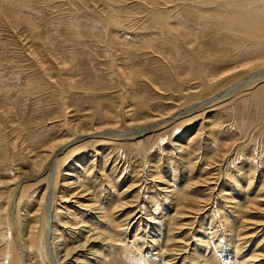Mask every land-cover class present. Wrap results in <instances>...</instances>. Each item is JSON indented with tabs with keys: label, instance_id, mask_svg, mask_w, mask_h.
I'll use <instances>...</instances> for the list:
<instances>
[{
	"label": "rangeland",
	"instance_id": "obj_1",
	"mask_svg": "<svg viewBox=\"0 0 264 264\" xmlns=\"http://www.w3.org/2000/svg\"><path fill=\"white\" fill-rule=\"evenodd\" d=\"M1 1L0 250L9 243L26 263L23 240L40 209L44 259L62 263L67 250H59L54 209L73 208L72 222L98 220L78 208L80 188L62 187L78 186L79 177L94 185L99 206L132 202L113 224L134 214L121 239L136 247L139 264H168L164 250L175 221L191 222V236L218 232L234 243L227 254L211 245L199 252L193 241L175 264H195L197 255L207 264H242L234 245L246 237L238 250L264 264V48L202 23L210 10H235L236 0ZM75 129L104 134L79 139L73 147L84 148L63 159L71 149L60 145ZM143 130L149 133L138 137ZM78 157L83 162L74 169ZM71 170L76 179L65 175ZM28 186L33 203L17 206ZM163 188L173 190L172 199L194 200L196 214L177 221L180 206L168 204ZM149 209H157L156 219L147 225Z\"/></svg>",
	"mask_w": 264,
	"mask_h": 264
},
{
	"label": "bare ground",
	"instance_id": "obj_2",
	"mask_svg": "<svg viewBox=\"0 0 264 264\" xmlns=\"http://www.w3.org/2000/svg\"><path fill=\"white\" fill-rule=\"evenodd\" d=\"M10 1H12V0H10ZM231 1H234V0H231ZM4 2H7V1L5 0ZM236 2H237V8L235 10H228L227 11V8H229V7H227L226 10L225 9L224 10H221V9L210 10L208 15L206 16V18L203 19L202 23L209 24V25L211 24V25H213L215 27H219L221 29L226 28V29H228V31L230 30V31L238 32L239 36L237 37V39L242 40V41H249L250 43H254L259 49L264 48V0H244V1L236 0ZM0 3H2V1ZM7 4H8V2H7ZM211 13L212 14L215 13L216 15H219V17H218L219 19L215 18L216 16L213 17V15ZM205 14H207V13H205ZM233 35H235V34H233ZM255 45H254V47H255ZM228 75H230V74H224L220 78V80H223V78L225 79L226 76H228ZM206 83L209 84V81H206ZM159 126H160L159 124L156 125L157 128ZM154 127L155 126L152 125L149 129H152ZM90 131L85 132V131H80V130L75 129L74 133L72 135H69L67 137V139L62 140L65 143L60 145V147L63 146L64 148L71 149V151H70L71 153H68V154L66 153L67 155L65 157H63V159L67 160L71 157V155L73 156L75 154H79L78 151H80L84 148V146L82 147L81 145L80 146L77 145L76 147H73L74 145H76V143L79 139L85 140L87 138L88 139L89 138H91V139L92 138H98V136L102 137V135L104 134V131H99L96 129L93 130L92 132H90ZM143 133H145L144 135H146L149 132H147V130H143L141 132H138L137 133V134H139L138 137H143L144 135H141ZM91 143H94V141H92ZM104 145H105V143H104ZM62 149H59V151ZM57 153L58 152H56L54 154L51 153L50 155H44L43 157L47 158L51 155H57ZM74 160H75V162H73V164H72L73 168L74 167L79 168L82 160L80 159V157H78L77 159H74ZM65 175H67L71 179L72 178L76 179L78 177L79 173H78V170H76V171L71 170V171H69V173H67ZM77 179H78L77 180L78 186H76L75 184H74L75 186H72L73 183L68 184L69 182L68 183L64 182L65 184L62 187L63 188L64 187L69 188L71 186L72 189L75 187L80 188V191L76 192V194H74V197L79 198V201L76 202L79 204L78 208L82 209V210H89V212L91 211V215L90 214L89 215L90 216L94 215V218H96L98 220L94 219V222H92V221L90 222L91 219L88 220V218H86L88 216L86 214H83L86 218L85 220H87V221H82V222H85V224L83 223V224L79 225V223H82V222L78 221V218L73 220V222H72L73 218L71 216L70 217L68 216V214L72 215V213H73L72 209L73 208L71 209V208L65 206L63 208V210L64 209L66 210L65 213L59 209H54L56 211L55 212V217H56L55 221L56 222L54 223V228H55L54 231H56L58 233L57 235H59V245L61 246V248L59 247V250H61V252L67 250L65 257H64V260H62V263L60 262L58 264H76L78 262L80 264H86V263L87 264H139L138 261H141L139 259H141L142 256L141 257L138 256V258H137L136 247L132 248L130 246V244L126 243V240L122 241V239H121V237H123L122 235L124 233H126V229L128 228V226L131 225L130 222L134 219L133 218L134 214L131 216L128 215L129 217L127 216V218H124L121 221H119V224L117 226L115 224H113L114 223L113 218L115 217L116 213L120 212L121 210L128 209L127 207L130 208V206H128V205L132 202H130V201L122 202L120 204H114L113 206L105 205V204L102 206L101 205L99 206V205H97L98 203L100 204V200L98 201V199H97L98 193L96 191L92 190V188H94V185L91 184L93 187H91V185H89L90 187H85L84 184L81 182V179L79 180V177ZM30 187L31 186H28L24 189L22 188L23 192H22V195L18 199V205L17 206L22 205V203H24V202H27L28 205H29V203L30 204L33 203L32 197L27 198L28 192L30 191ZM55 187H56V185H55ZM160 191H161L160 189L156 190V192H155L156 197H158L160 195V193H159ZM162 191L165 192L164 197L167 199L168 204L174 205L173 201L176 199H172L173 198V190L168 191V188H167V190L165 191V189L163 188ZM3 193L4 192H1L0 199L3 196ZM8 193H10V192H8ZM222 193H224V192H222ZM79 194H82V195L79 196ZM225 194H227V193H225ZM171 195H172V198H170ZM181 197L182 198H178L176 200L177 205L180 206V208L176 209V214L174 215V217H175V219H177V221H180V219L181 220L189 219L190 217L188 218V216H189L188 214H193L195 211L193 208H189V205H195L194 200H191V202H190L189 198L186 195H184V196L182 195ZM86 198H88V199H86ZM43 200H44V198H42V201ZM110 201H111V198L108 199L107 202H110ZM64 202L67 203L68 199H66ZM171 202H173V203H171ZM199 202H201V201H199ZM191 203H193V204H191ZM231 203H234V202H231ZM138 204H139V202H138ZM225 204H226V202H225ZM157 205H159V202L158 201L154 202V206L158 207ZM108 206H110V209L106 210L107 208H109ZM30 207L31 206H29V208ZM119 209H121V210H119ZM142 210L144 211V205H143L141 211ZM156 210L157 209H155V210L149 209V211L147 212V215L149 214V219H147V222H148L147 225L152 223L150 221H152V220L154 221L156 219V218L154 219V217H153L155 215L154 213L156 212ZM166 210H168V209H166ZM92 211H94V212H92ZM141 211L138 213L142 214L143 216L146 215L144 212H141ZM194 214H196V213H194ZM43 215H42V212H40V209H38L34 213V215L31 216V218L33 219L32 221L34 223H33V226H31L27 230V233L25 234V237L23 240V243H24L23 248L26 250L25 252L27 253V256H28L26 263L23 262L22 256L18 254V249H16L15 247L11 248V245L9 243H7L6 246L4 244L3 248L0 250V254L2 255V256H0V258H1L0 264H48L46 262V260L44 259V256L42 253V242H43V235H44L45 224H46L45 223L46 217ZM165 215L166 214L163 213L162 217H160V218L163 219V217H165ZM61 216L67 220L64 222V226H62V224H61L62 222H61V220H59ZM204 217H205V215H204ZM31 218L29 217L28 218L29 220H27V221H30ZM170 218L173 219L172 217H170ZM136 219L140 220L141 217H137ZM173 220H171V221H173ZM134 221H135V219H134ZM187 221H189V220H187ZM141 222H142V220H140L139 227L141 226ZM76 223L79 225L78 229H80V232H81L80 234L74 233V230L76 228L75 227L73 228V226ZM153 223H155V221ZM190 223L191 222L181 224L180 222L176 223V221H175V223L173 225V229L171 228V232L167 231L169 234H168V236L166 235L168 238L166 241L167 243L165 246L164 254H165V256L168 255V257L166 256L167 259L169 258L167 260L168 264H175L179 257H181L182 255L188 254L189 248L192 249L191 246L193 245V241H195V243H196L195 250L198 248L199 252L202 250L209 249V247L211 245L212 247L215 248L214 250H218L219 252L221 251V253H227V254L230 253V247H231L230 245L234 244V243H231L232 240L231 241L228 240V242H225L226 238L219 236L218 232L209 233L206 236V238H204V235L201 234V232L195 236L194 235L191 236L190 232L188 234H187V231L185 232L186 229L189 230L188 227H189V225H191ZM93 224H94V226H93ZM4 225H5V218L2 217V214L0 213V227L4 226ZM118 226H119V229H118ZM191 228H193V227H191ZM191 230H193V229H191ZM159 231H160V229L158 227H155L153 229V231L151 230V232H157V233H159ZM151 232L150 233L148 232L149 235H151ZM82 233H83L82 239H85V240H84V242L80 243L81 240H77L76 236L80 237L82 235ZM85 234H88V235L85 236ZM184 234L186 236H183V238H181L182 235H184ZM5 236H6L5 233L0 232V237L4 238ZM136 236H138V235H136ZM149 237H151V236H149ZM154 238H156V237H154ZM208 238L211 240H215V242L214 243H208L206 245L205 241L207 242ZM248 238L249 237L239 239L238 243H235V245H234V247L236 248L235 255L237 257L240 256V259H242V264H254V263L256 264L258 258L260 257L259 255H250L249 257H247V259H244L243 253H241V250H238L245 243L244 240H246ZM77 243H79V245H76ZM143 243H145V242H143ZM150 243H151V246L157 245L156 240H152V242H150ZM138 246H139V244H138ZM148 246H149V244H148ZM141 248H142V246L139 247V249H141ZM85 252H87L88 254H85L84 256L80 255V256L76 257L79 253H85ZM89 254L94 255L95 257L94 258L91 257V259L88 260ZM83 257L86 259V261L80 262V260H82ZM202 258L203 257H200L199 255H197V258L194 259L195 264H207L208 261L206 259H202ZM68 260H70L71 262H67Z\"/></svg>",
	"mask_w": 264,
	"mask_h": 264
}]
</instances>
